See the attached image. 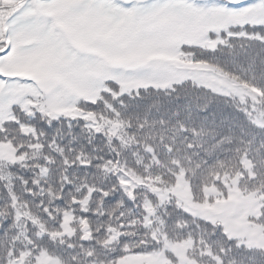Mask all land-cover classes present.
<instances>
[{
	"label": "snow or ice",
	"instance_id": "1",
	"mask_svg": "<svg viewBox=\"0 0 264 264\" xmlns=\"http://www.w3.org/2000/svg\"><path fill=\"white\" fill-rule=\"evenodd\" d=\"M0 264H264V0H0Z\"/></svg>",
	"mask_w": 264,
	"mask_h": 264
}]
</instances>
